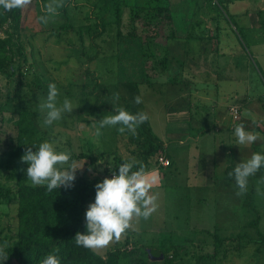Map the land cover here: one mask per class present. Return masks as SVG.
Masks as SVG:
<instances>
[{
    "label": "rangeland",
    "instance_id": "1",
    "mask_svg": "<svg viewBox=\"0 0 264 264\" xmlns=\"http://www.w3.org/2000/svg\"><path fill=\"white\" fill-rule=\"evenodd\" d=\"M60 1L24 0L21 34L9 29L15 43L23 40L28 60L21 72L15 63L12 73L0 74L1 192L15 186L9 177L16 171L30 183L71 179L85 169L90 177H102L113 157L92 168L79 155L93 148H98L95 156L98 150H114L116 115L137 117L163 142L172 163L156 164L158 152L147 171L117 178L127 183L120 188L121 213L115 201L109 202L103 231L90 237L93 249L124 254L137 244L161 248L169 256L176 248L177 264H264V242L249 241L258 233L248 225L258 217L264 235V0H228L232 17H219L218 31L209 0L156 1L170 3L172 19L158 18L155 43L165 45L171 27L179 41L188 32L196 37L183 46L170 42L173 58L165 70L143 56L151 25L130 19L129 5L152 0H122L119 22L120 0H69L68 19L45 7ZM65 23L70 26L62 27ZM93 28L100 29L97 36ZM219 32L222 53L216 55L212 50L219 44L211 35ZM187 47L200 51L191 55ZM18 109L38 112L35 121L50 135L41 131L30 137L40 154L24 167L15 159L5 164L2 156L16 139ZM129 127V133L122 126L117 134L121 159L135 158L131 150L137 144L128 139L136 131ZM175 134H181L182 143ZM86 138L95 146H88ZM93 207L88 203L86 210ZM16 225L11 196L0 203V264ZM214 233L238 236L215 251Z\"/></svg>",
    "mask_w": 264,
    "mask_h": 264
},
{
    "label": "trees",
    "instance_id": "2",
    "mask_svg": "<svg viewBox=\"0 0 264 264\" xmlns=\"http://www.w3.org/2000/svg\"><path fill=\"white\" fill-rule=\"evenodd\" d=\"M23 1L0 0V74L12 73L13 70H10V67L15 63L17 64V69L21 72L22 65L28 60L23 40L19 39L18 43H15L12 31L9 30L10 28H15L21 34L20 19ZM68 1L61 0L60 4L51 5V7L45 4V7L47 10L49 9V12H52L51 9H53L58 12L56 14L61 13L68 19L66 9ZM156 1L158 0H152L153 4L129 5L130 19L132 21L142 19L145 24L151 25L148 39L143 43V56L151 58L153 62H157L165 70L168 68L170 58H173L168 46L171 41H179L180 38L176 33V29L171 27L166 36L165 45L153 41V38L158 35L156 29L158 18L172 19L170 3L160 5ZM227 1L209 0L210 3L214 4L213 7L217 12L215 18L217 31L221 26L219 17L224 21L230 20L231 15L226 11L225 7ZM122 4V0L116 4L115 14L117 22L120 20ZM53 13L55 14V12ZM68 26H70L68 23L62 25L65 28ZM233 26L238 30L234 22ZM86 28L90 29L89 26ZM224 28L228 29L227 25H224ZM93 29V35L97 36L100 33V29ZM133 34V31L129 32V36H133ZM221 35L220 32L216 33V35H211L212 37H217V43L219 44L212 50L216 55L222 53L219 51L220 43L222 42ZM192 38L196 37L188 32L184 38L182 37V41L179 42L183 46L184 43H188V40ZM188 49L190 48H186L187 53H191V55H194V51H200L199 48ZM212 51L210 50V52ZM93 57L88 58L91 59ZM174 59L178 61V58ZM168 79L172 83L175 82L170 77ZM3 109L0 105V112ZM38 116L39 113H36V111L28 113L23 109H18V118L14 120L17 130L16 139L11 141L2 154L6 159L5 164L15 159L18 160L19 166L24 167L34 156L40 154L39 149L30 141V137L42 132L48 137L50 135H47L46 130L38 126L39 123L35 121ZM115 119L114 124L117 125L114 127L116 130L115 149H111L108 152L98 150V154L95 156L94 151L98 148H93L89 152L82 150L79 155L80 157L88 158V164L92 168H96V162L107 155L111 158L113 157L112 167L106 169L107 174L102 177H90L86 175V169L79 175L73 174L71 179H49L40 183L27 182L26 177L18 171L10 175L9 178L15 179V186L13 188L6 187L4 192L0 190V203L4 199L8 201L11 196L15 198L17 225L14 234L6 238L8 243L2 249L3 264H122L123 261L125 264H177L178 261L175 260L174 255L177 253L176 248L173 249L174 253L169 256L167 251L161 248L136 244L124 254L109 250L103 255L95 251L91 246L90 237L102 232L104 229L102 216L109 202L115 201L119 207L117 210L118 216L121 213L120 188L121 185H127V183H118L117 178L126 175L134 176L147 171L150 169L153 157L158 152H162L165 156L167 155L164 153L163 142L159 140V137L144 120L120 114L116 115ZM130 125L136 131V133H131L128 139L130 144L131 142H136L137 144L136 149L131 150L135 158L121 159L117 143L122 138L117 134H119V127L122 126L129 133ZM85 140L88 142V146L89 144L92 147L95 146L89 138ZM72 156L75 157L77 155L73 153ZM155 163L157 164V160ZM45 171H42L41 174L44 175ZM113 175L114 177L112 178ZM91 202L94 203L93 209L86 210L88 203ZM258 220L257 217V219L253 218L248 222L249 226H255L257 229L258 237H249V241L256 243L264 242V235L257 228ZM237 236H222L214 233L215 251L220 248L225 239ZM116 247L118 246L116 245Z\"/></svg>",
    "mask_w": 264,
    "mask_h": 264
},
{
    "label": "built area",
    "instance_id": "3",
    "mask_svg": "<svg viewBox=\"0 0 264 264\" xmlns=\"http://www.w3.org/2000/svg\"><path fill=\"white\" fill-rule=\"evenodd\" d=\"M233 113H234V117H236V114L238 113V109L237 107L233 108ZM157 164L160 166H164V165H168L170 163V159L165 156L162 152H160V154L157 155ZM114 177V175L112 176V178Z\"/></svg>",
    "mask_w": 264,
    "mask_h": 264
},
{
    "label": "crops",
    "instance_id": "4",
    "mask_svg": "<svg viewBox=\"0 0 264 264\" xmlns=\"http://www.w3.org/2000/svg\"><path fill=\"white\" fill-rule=\"evenodd\" d=\"M181 137H182L181 134H175V135H174V138H177V139L179 140L180 143H182V139H181ZM166 156L170 159V162L172 163V159H173V158H171L169 155H166ZM142 173H143V172H142ZM144 176H145V175H143V176L140 175L138 178H142V177H144Z\"/></svg>",
    "mask_w": 264,
    "mask_h": 264
}]
</instances>
